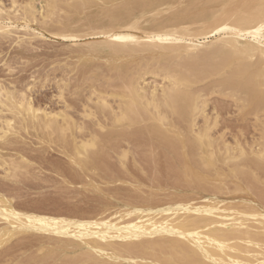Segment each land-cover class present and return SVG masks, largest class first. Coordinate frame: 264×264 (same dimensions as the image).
Returning a JSON list of instances; mask_svg holds the SVG:
<instances>
[{"label":"bare ground","instance_id":"bare-ground-1","mask_svg":"<svg viewBox=\"0 0 264 264\" xmlns=\"http://www.w3.org/2000/svg\"><path fill=\"white\" fill-rule=\"evenodd\" d=\"M9 1L10 6H8L7 8H5V6L2 5L3 2L0 1V34H5L9 31L7 26L11 23L7 24L6 26V22L11 21L12 25L14 23L16 26L17 24H19L23 26V29L26 28V30H30V33L34 34V36L37 35V37H35L38 38V41L41 38L43 39V36H46L51 38L52 40L55 39L56 41H58V39H70L75 43V41H77V39L79 41V39L83 35L90 36L93 40L88 37V40L91 39L92 42L87 43V51H85L87 52L86 56L90 58L101 53L106 55L109 60H115V58H126L129 56H133L138 51V49H136V46L139 45L146 46V48L144 49L148 50V53H151L152 56H155L153 57V59L155 60V65H153L152 67L149 66L142 68L141 66L143 63H140V67L142 69H140L139 71L137 67L139 72L136 76L129 77L130 71H127V73L129 74V78L125 77L127 79H125L124 81V78L121 80L122 76L119 74L118 76H121L120 83L122 82L123 84V92L118 94L115 92L108 93L107 91L104 93V95L98 94L96 100L94 101V103L97 105L98 110L93 109L86 103L81 104L82 107L81 105L80 107L82 109L79 114L81 118H83L82 120L93 119L94 121L95 119L94 125H96L97 128L101 131L105 129V125L99 119H97L96 111H99L100 113L101 111H105V109H108L111 115V122H109L111 123V127L129 128L135 124L137 125L138 123L144 122L146 120H151L152 122H154V126H146L148 127L147 131L150 133V135L152 134L151 132H153V134L158 133L162 135V133L164 134V128L168 129V126H170L173 129L174 133L177 134L179 139H181L180 146L187 147V144H189L188 142L191 141V145L193 147H224V149L222 148L225 154L224 160L228 159L232 160V162L238 160L237 162L235 161L232 166L230 165L231 173L238 174V172H242L243 168L245 169L246 164L243 162V160L242 163L240 162V158L242 159V157L245 155V151L239 144L236 145V147H239L237 149L238 152L237 154H234L233 150L229 148L231 147L230 145L224 143L220 145L216 142L217 139L215 140L211 137L212 133H210V131L212 125L208 123V117L204 113V108L207 102L206 94L203 92L202 88L197 87V84L205 77L211 76L212 74H218L226 82L221 84V82L219 81L220 84H217L211 88V93L216 92L221 95L232 97L235 100L242 102L244 106L248 102L252 101L257 105L258 108L264 110V31H261V26L264 25V0H204L202 2H193L191 0V3L180 8H177V6L182 4V0H149L146 3H136L130 2L129 0H119L116 4V6L118 7H115L116 9L114 10H109V8L113 5V0H43V4H41L42 6L40 8L38 7L39 9H37V6L34 4L35 0H21L22 2H18L17 0ZM115 1L116 0H114V3ZM98 4L101 5V10L104 11V18L106 19L105 21L90 20L86 25L82 26L83 28H73L70 24L71 20H65L67 16L63 17V19L61 17L69 9L77 13L82 12L85 8L97 6ZM167 11H170V14L163 15ZM61 12L63 14H60ZM37 13L40 14L39 16L41 17L38 18ZM53 15L56 16L55 19L53 18ZM52 19L56 21V24L48 25L47 22ZM144 23L146 24L144 25ZM16 28L17 27H15V29ZM20 34L22 35V33ZM12 35H14V33H12ZM40 35L42 37H38ZM29 36L30 35H28V38H30ZM115 36L123 37V39L116 40L114 39ZM157 37H160V39H157ZM25 38H22L23 41H26L28 39ZM207 39L210 40L208 43L205 42ZM12 40L15 41L16 39ZM29 41L30 40L28 39V42ZM82 42L84 43L85 41L82 40ZM29 43H27V45ZM44 43H46V41ZM19 44L22 45L21 43ZM202 45H205V48L202 51L198 50L199 46ZM31 48L32 47L30 46V49ZM141 58L139 57V60ZM161 61H166L167 64H160ZM129 62L131 63V61ZM97 67L98 66H96L95 68ZM8 70H10V68ZM204 70L208 71L209 74ZM148 73L154 76H160L161 79L166 81V84L164 86L161 85L162 87L158 93H155L157 92L155 91V89H151L150 93H146L143 90L144 88L140 85V80H143L144 76ZM84 74H86V72ZM47 78H44V80L41 81L40 86L44 84L42 83L43 81L48 80ZM82 78L84 77H81V79ZM110 80L111 78L109 79V81ZM1 81L3 82V80ZM35 82L31 83V85L30 83L25 84V86L21 82L20 84H22L24 87L21 86L20 88L10 86L9 84L11 82H7L8 85L0 83V141L2 140L4 141L2 142V144H6L5 140L7 141L9 135L19 133L21 130L27 131L29 129L35 130V132L40 133V135L42 134V136H44L43 134H46L47 136H51L52 134L54 136L55 134V136H57L59 139H63L65 138V136H71V140L73 142V155L70 157V159L73 161L72 163H82V160H85L86 157L90 155L94 147H96L97 149L100 135L97 134L98 132H95L96 130L93 131L90 126H85L84 124L80 123L82 122L81 119L79 120V122H77V119H75V121L69 114L70 112L66 110L70 107V103L67 104V101L65 100V95L63 92L64 85H59V90L56 96L59 100H61V102L64 103V108L62 107L63 109L46 110L39 105L40 102L37 103L38 105L33 103L34 101H32L31 99V92L33 89H35ZM114 82L117 83L116 80ZM81 83H79V85H81ZM108 85L112 87L111 84ZM117 85H119V83ZM114 87L115 85L112 87V89ZM80 93L82 92H78V94ZM90 93L96 94V91L93 90ZM108 96H111L113 98L117 97L116 109H114L115 107L113 108V106H111V104L109 103L107 99ZM94 97L95 96H93V98ZM88 100H91V97H88ZM85 102H87V98ZM95 107L96 106H94V108ZM51 108L52 106L49 109ZM73 111L76 112V110ZM199 115L203 116L204 124L194 130L193 127L195 126V120ZM173 116H177L179 118V121L181 119L187 122L188 129L193 132V136L190 138V141H184L186 135L183 140L182 137L184 136V132L182 128L178 127L177 121L173 122ZM253 118L255 119V117ZM104 121L107 120L105 119ZM116 130L119 131L118 129ZM85 131L87 132L84 133ZM76 133H79V135H81L77 136ZM260 134H262L260 146L257 149L252 150L253 156L255 157L251 162L256 166L261 165V163L264 162V127L262 133ZM16 135L13 136L16 137ZM38 135L39 134H37V136ZM13 136L11 135L10 137ZM42 136L40 138H42ZM117 137L120 138V136ZM125 137L124 139L127 140L128 138ZM18 138L20 137H17L16 139ZM48 138L50 139L49 136ZM58 138L56 141L59 140ZM103 139H105V137ZM100 142L102 144V140H100ZM11 143L12 142L10 140V142H8L6 146ZM2 144H0V146H2ZM62 145L64 146L65 144ZM191 145H188V147ZM66 151H68V149ZM69 151L71 150L69 149ZM201 151L200 153L203 152ZM69 154H71V152ZM119 154H121L120 151ZM93 155L94 154L89 157L92 159ZM125 156L126 154L124 152L119 156L122 164L124 162L123 159H125ZM214 157L215 154L212 149H208L205 150L204 154L201 155L200 158L197 156V159H200V161H202L201 165L203 167L210 168V165H213L215 163ZM13 158L7 159V157L5 158L4 155L0 154V168L3 170L2 172H4L3 174L6 177L15 178L16 175L18 177L21 166H25L21 164L23 162H18L16 157V160H14ZM246 158L247 157L245 156V159ZM20 159L25 160L26 158H24L23 155L20 157ZM217 160L219 161V159ZM119 162L120 161H118V163ZM226 164L229 163L226 162ZM120 165L121 164H119V166ZM248 168H250L249 164ZM251 168L250 172L253 176H255L254 171ZM258 168L261 169L260 167ZM22 169H24V167ZM184 169L187 170L186 168ZM211 171H213V169ZM220 174L223 175V173L221 172ZM252 175H250V177ZM23 176L22 178H24ZM242 177L245 176L242 175ZM191 180H193V178ZM204 180L205 179H203V181ZM243 180L244 179H242V181ZM250 180H252V178ZM214 181L216 182V180ZM247 181L249 182V180ZM252 184L253 183H251V186ZM205 192H207V189L206 191H204V193ZM211 192L212 190L210 191V193ZM260 196H262L261 193H259V197ZM12 198L15 199L16 196L15 198ZM201 199L203 198L201 197ZM245 199L243 201H246ZM239 200H241V198ZM13 204L2 193H0V220H3L6 223L5 226H0V245L5 243L16 233H20L23 231L28 232L32 229L34 231L48 232L49 234L64 237L63 239H61V241L58 240L61 243L62 247L65 246L67 242H76L78 246H81V249L82 246H84V250H86V247L89 250L91 257L98 264H106L104 262L108 263V261L112 262V264H119L120 259L126 260L127 264H162V261L159 262L158 259H149L150 257H146L144 255L145 252L142 254V251L139 253L142 255L138 256L140 257V260L142 259L141 261L144 260V262L140 263L132 257L133 248L144 249L146 247H152L155 249L156 247L160 248L161 246L162 248L165 247L168 249V258L170 257L171 259L174 258L175 255H179L181 258L185 259V264H258L259 260L264 259L263 211L252 210V208L251 211H247L245 209H240L237 206H229L230 208H228V206L225 205L224 207V205H222L224 203L214 199L206 202L200 201L196 205V207L193 206V208H190V210H194L197 213L202 214V218H198L195 215L190 214L189 211H186L185 214L179 215L177 217H171L172 215L170 217L157 216L167 211H172L173 214H176L181 210V208H183L182 206L180 208L177 204L179 208L175 207L177 205L171 208L170 206L172 205H170V208L155 210L154 207L151 208L154 211H152L151 209L149 210L152 212L138 210L139 208H130L124 212L121 211L119 216L114 219L104 218L101 220L94 219L92 221H86L85 219L69 220L63 218H49L46 216L43 217L29 213L27 214L16 210ZM262 204L264 205V203ZM188 205L190 204L188 203ZM240 207L242 206L240 205ZM117 214L118 212H116V215ZM129 214H134L136 216L132 219H124ZM114 215L115 214H113V216ZM110 216L111 218L113 217L112 215ZM252 218H254L258 223L259 226L257 229L259 230L251 229V225H249L248 221ZM163 235L168 236V238L159 240L158 237H162ZM146 236H148V239L146 241H142L141 239L144 238L140 237H145L146 239ZM159 248H157L158 251L160 250ZM86 253L88 254L87 251ZM86 253L82 255V257L85 256ZM71 257L73 258L74 256ZM82 257L80 256V258ZM126 261L124 262L126 263ZM79 262L81 263V261H78V263Z\"/></svg>","mask_w":264,"mask_h":264},{"label":"rangeland","instance_id":"rangeland-1","mask_svg":"<svg viewBox=\"0 0 264 264\" xmlns=\"http://www.w3.org/2000/svg\"><path fill=\"white\" fill-rule=\"evenodd\" d=\"M0 1L4 3L3 4L1 2L2 5L5 6V8L10 6L9 0H0ZM17 1L22 2L26 0H22V1L17 0ZM118 1L119 0H116L114 3L113 0L112 1L113 5L109 8V10L116 9L118 7L116 6ZM129 1L136 3H142V2L146 3L149 0H145V1L129 0ZM192 1L202 2L204 0H192ZM192 1L182 0V4L177 6V8L186 6ZM34 4L37 6V9H39L42 6L41 4H43V0L42 1L35 0ZM100 6L101 5L98 4L97 6L85 8L82 12H77V13L69 9L61 17L63 19V17L67 16L65 20L66 19L71 20L70 24L73 28H78V27L81 28L82 26L86 25L90 20L91 21L106 20L104 18L105 17L104 11L101 10ZM169 12L170 11H167L163 15L170 14ZM60 14L63 13L61 12ZM39 15L40 14H38V18L41 17ZM55 17L56 16L53 15L54 19ZM54 19L49 20L47 24L55 25L56 21ZM9 23H11L10 25L12 27L10 25L7 26V24ZM145 24L146 23H144V25ZM13 25L17 28L15 29ZM13 25L11 21H7L6 26L8 27L9 31L6 33L4 32L5 34L3 33L0 34V41H1L0 42V79L3 80V82L0 80V83L4 85L6 84L8 85V83L11 82L9 84L10 86H15L16 88H20L21 86L24 87L25 84L30 83L31 85V83L37 81L35 82V89H33L34 91L32 90L31 92L32 93L31 99L32 101H34L33 103L35 104L40 102L39 105L45 108L46 110H59L64 108V103L61 102V100H59L56 97L57 92L59 90V85L62 86L64 85V91H63L65 95L64 97L65 100L67 101V104L70 103L69 104L70 107L67 108L66 110L70 112L69 114L73 117L74 120L77 119V122H79V120L81 119L82 122L80 123L84 124L85 126H90L93 131L96 130L95 132H98L97 134L100 135L97 149L96 147H94L89 155L91 156L92 154H94L92 156V159L89 156L86 157V159L84 158L85 160H82V163L78 162L79 166L76 162H75L76 164L72 163L73 161L70 159V157L73 155V142L71 140L72 138L71 136H67V137L65 136V138L59 139L57 136H55V134H54L55 136L54 138L52 134L51 136L48 135L51 139L50 140L46 134H43L44 136H42V134L40 135V133L35 132V130L29 129L27 131L21 130L19 133L11 134L12 136L17 134L16 137L15 136L10 137L11 135H9L8 136L9 138H7V141L5 140V143L7 144L8 142H10V140L12 143L8 144V146H6V144L4 143L3 145L2 142L4 141L1 140L0 144H2L3 147L0 146V154L4 155L5 158L7 157V159L8 158L11 159L14 157L13 159L16 160L17 158L18 162L19 161L23 162L21 164L25 165V166H21V169L19 170L20 176L19 174L18 177L16 175L17 179L16 177L15 178L6 177L3 174L4 172H2L3 170L0 168V174H1L0 193H2L12 204L14 203L13 206L16 210L27 214L29 213L43 217L46 216L49 218H63L69 220L85 219L86 221L88 220L92 221L94 219L101 220L104 218L114 219L119 216L121 211L124 212L130 208H134V209L139 208L138 210L152 212L154 210H152L151 208L154 207L155 210H161L164 208L165 209L170 207L173 208L175 205L178 204L180 208L181 206L183 208H181V210L178 211L176 214H173L172 211H167L157 216L170 217L172 215L171 217H177L179 215L185 214L186 211H189L190 214L195 215L198 218L200 217L202 218L203 216L202 214L197 213L194 210H190V208H193V206L196 207V205L200 201L206 202L214 199L224 203L222 204L224 205V207L225 205L228 206V208H230L229 206L231 207L237 206L240 209H245L247 211H251L252 208V210H260L263 211L264 213V205L262 204L264 203V197H263L264 196L263 194L264 193V165H263L264 162H262L261 165L258 166L254 165L251 162L255 157L253 156L252 150L257 149L260 146V141L262 140V134L260 133H262L264 127V110L258 108L257 105L252 101L248 102L244 106L242 102L237 101L232 97L221 95L216 92L211 93V88L213 86L220 84V82L221 84L226 82L223 80V78H221L220 75L212 74L211 76L205 77L202 81H200L197 84V87L202 88L203 92L206 94L207 102L204 108V113L208 117V123L212 125L210 131V133H212L211 137L215 140L217 139L216 142L220 145H222L223 143L230 145L231 147L229 148L233 150L234 154H237L238 152L237 149L239 147H236L237 144H239L241 148H243L245 151V155L242 157V159L240 158L241 161L240 160L239 161L242 163L243 160L246 166L245 169L243 168L242 172L240 173L238 172L239 175L237 173L235 174L231 173L230 170L231 166L235 163L236 160L233 162L232 160H228V159L224 160L225 158V154L223 150L224 147H222L223 149L221 147H215V148L193 147L190 141L191 140L190 138L193 136V132H191L188 129L187 122L181 119L179 121V118L177 116H173V122L177 121L178 127L182 128L184 132V136L182 137L183 140L186 135L184 141H190L188 142L189 144H187V147L188 145L191 146H189L188 148L180 146L181 139H179L177 134L174 133L173 129L170 126H168V129L164 128L165 129L164 134L162 133L164 137L158 133L153 134V132H151L152 134L150 135L147 129L148 127L154 126V122H152L151 120H146L144 122L138 123L137 125L135 124L129 128L111 127L110 125L111 123H109L111 122V118H110L111 115L108 109H105L106 112L101 111L99 113V111H96L97 119H99L105 125V129H103L102 131L99 130L96 125H94L95 119L94 121L93 119L82 120L83 118H81L79 114L82 109L81 104L86 103L90 105L93 109L98 110L97 105L94 103L98 94L104 95V93L107 91L108 93L111 92H115L118 94L122 93L123 84L122 82L120 83L121 76H122L121 80L124 78L123 80L125 81V79L129 78L130 76H136L137 73L140 71V69H142L143 67H149V66L152 67L153 65H155V60L153 59V57L155 56H152L151 53L150 54L148 53L149 52L148 50L144 49L146 48V46L143 45L136 46V49H138V51L133 56H129L126 58H120V59L115 58V60L114 59L109 60L107 56L102 53L90 58L86 56L87 52H85L87 51V43L92 42L93 40L92 37L90 36L83 35L81 36L79 41L77 39L75 43L70 39H61V40L58 39V41H60L58 42L55 39L52 40L51 38L46 36H43L44 40L41 38L38 41V38H36L37 35H35L36 36L35 37L34 34L30 33V30H26V28L23 29L22 28L23 26L19 24H17L16 26L14 23ZM12 33H14L16 38L14 37V35H12ZM20 33H22V35ZM24 35L26 36V38ZM28 35H30L29 37L32 38L31 39L28 38ZM38 37H42V36L40 35ZM88 37H90L92 40L91 39L88 40L89 39ZM22 38L23 39L28 38L30 40L29 42L30 43L32 42L31 45L28 42V39L26 41L25 40L23 41ZM12 39H16L15 41L17 42H15ZM209 39H207L205 42L208 43L210 41ZM82 40L85 42L83 43ZM45 41L46 43H44ZM19 43H21L22 45H20ZM27 43L29 44L27 45ZM29 45L32 47L31 49L33 50L30 49ZM199 48L198 50L202 51L205 48V45L199 46ZM139 57L142 58L139 60ZM129 61H131V63ZM140 63L141 64L143 63L142 66L140 65ZM160 64H167V62L161 61ZM123 65L125 67V70ZM96 66L98 67L95 68ZM9 68L10 70L11 69L12 70L11 71L8 70ZM127 71H130L129 72L130 75L127 73ZM204 71L209 74L208 71L206 70ZM85 72L86 74H84ZM119 74L121 76H118ZM81 77L84 78L81 79ZM44 78H47L48 80L43 81L42 83L44 84L40 86L41 81L44 80ZM110 78L111 80L109 81ZM159 78L160 76H154L148 73L144 76L143 80H140V85L144 88L143 90L146 93H150L151 89H155V91H157L155 93H158L161 87L166 84L165 80ZM115 80L117 83L114 82ZM212 80L214 83L212 82ZM24 81L27 82L25 83ZM21 82L22 84H24V86L20 84ZM15 83H17L18 85ZM79 83H81V85H79ZM107 83L111 84L112 87L115 85V87L112 89V87H110ZM118 83L120 86L117 85ZM93 90L96 91V94L90 93ZM78 92H82V93L78 94ZM93 96L95 97L93 98ZM88 97H91V100H88ZM110 97L111 96H108L107 99L111 104V106H113V108L115 107L114 109H116L117 97L115 98L113 97L110 98ZM86 98H87V102L89 103L85 102ZM93 104L94 106H96L95 108ZM49 106L50 107L52 106V108L49 109L50 108ZM73 110H76V112ZM253 117H255V119ZM197 118L195 120V126L193 127L194 130L201 127L204 124L203 116L199 115L197 116ZM105 119L107 121H104ZM116 129H118L119 131H117ZM120 129H124V130H120ZM86 132L87 131H85L84 133ZM117 132L120 133L121 135L118 134ZM36 133L39 134L40 136L38 135L39 136L38 137ZM76 135L80 136L81 134L79 135V133H76ZM116 135L120 136V138L117 137ZM41 136L42 138H40ZM103 136L105 137V139H103L104 138ZM17 137L20 138L16 139ZM44 137L45 138L47 137L46 140L48 139L49 140L46 141ZM124 137L128 139L126 140L124 139ZM57 138L60 141L59 140L56 141ZM13 140L15 141L18 140V141L15 142ZM100 140H102V144ZM172 140L175 141L173 142ZM62 144L65 145L63 146ZM67 149L68 151H66ZM69 149L71 151H69ZM180 149H181V153H180ZM204 149L205 150L212 149V151L215 154L214 157L215 163L213 165H210V168L203 167L201 165L202 161H200V159H197V156L200 158V156L204 154L205 152ZM119 151L121 154L123 152L126 154L125 159H123L124 160L123 164L119 157L121 155L119 154ZM200 151L202 153H200ZM70 152L71 154H69ZM23 155L24 158H26L25 160L27 161H25L24 159L22 160L20 159V157ZM180 155H182L183 157ZM245 156L247 157L246 159ZM250 157L252 158V160ZM217 159H219V161ZM192 160L194 161V163ZM118 161L120 162L118 163ZM220 162L222 167L220 165ZM226 162L229 164H226ZM119 164L121 165L119 166ZM248 164L250 168L252 167L251 169H253L255 176L251 174L250 172L251 170L250 168H248ZM23 167L24 169H22ZM182 167L186 168L187 170H185ZM211 167L213 171H211L212 170ZM258 167H260L261 169H259ZM220 172L223 173V175H221ZM242 175L245 177H242ZM250 175L252 176L250 177ZM22 176L24 178H22ZM224 176L227 177L225 178ZM241 177L242 179H244L243 181ZM192 178L193 180H191ZM249 178L250 179L252 178L253 181L255 180L256 181L253 182ZM203 179L205 180L203 181ZM214 180H216V182ZM247 180L253 183L252 186L251 183H249ZM188 182L189 183L192 182V183L189 184ZM194 183L196 184V186ZM206 183L209 185H207ZM204 187L207 189V192L205 193L204 191H206V189ZM219 188L221 189V191ZM211 190L212 192L210 193ZM259 193H261L262 195L260 196L261 198L259 197ZM12 197H14L15 199H13ZM201 197L203 199H201ZM240 198L241 200H239ZM244 199L246 201H243ZM188 203L190 205H188ZM178 205L175 207H178ZM240 205L242 207H240ZM150 209L152 211H149ZM116 212H118L117 215ZM113 214L115 215L113 216ZM110 215H112L113 217L111 218ZM135 216L136 215L134 214H129L124 219H132L133 217L135 218ZM248 223L249 225H251L250 226L251 229L259 230L257 229L259 225L254 218L249 220ZM0 224H2L0 226H5L6 223L3 220H0ZM163 236L158 237V239L162 240L164 238L165 239L168 238V236H164V237ZM60 237L58 235L56 236L54 234H49L48 232L34 231L32 229L31 231L28 232L23 231L20 233H16L5 243L0 245V264H82V260H83V264H98L91 257L89 250L86 247H85L86 250H84V246H82L81 249L80 248L81 246H78L76 242H67V244L63 246L64 247L63 248L59 241H61V239H63L64 237L62 236ZM140 238H144L141 240L146 241L148 239V236H146V239L145 237H140ZM157 248L159 247H156L155 249L152 247H146L144 249L133 248L132 257L136 261L142 263L144 262V260L141 261L142 259L140 260V257L138 255H142L145 252L144 255L146 257L148 258L150 257L149 259L151 258L156 260L158 259L159 262L162 261L161 262L162 264H185L186 262L185 259L181 258L179 255H175L174 258L171 259L170 257L168 258L169 251L167 248L165 247L162 248L161 246L159 248L160 249L159 251ZM86 251L88 252V254L86 253ZM151 251L152 253L154 251L155 254L154 253L152 254ZM140 252L142 254H139ZM85 253L86 255L82 257V255H84ZM71 256L74 257L72 258ZM80 256L82 258H80ZM78 261H81V263L80 262L78 263ZM124 261L126 260L120 259L119 264L122 263L127 264V261L126 263ZM104 263L112 264V262L110 261H108V263L107 262ZM148 264H152V263H148ZM258 264H264V259L259 260Z\"/></svg>","mask_w":264,"mask_h":264},{"label":"snow or ice","instance_id":"snow-or-ice-1","mask_svg":"<svg viewBox=\"0 0 264 264\" xmlns=\"http://www.w3.org/2000/svg\"><path fill=\"white\" fill-rule=\"evenodd\" d=\"M261 31H264V25L261 26ZM114 39L121 40V39H123V37L115 36ZM157 39H160V37H157Z\"/></svg>","mask_w":264,"mask_h":264}]
</instances>
